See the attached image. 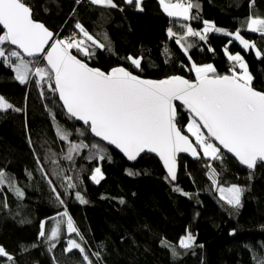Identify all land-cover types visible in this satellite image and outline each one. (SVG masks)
<instances>
[{"label": "trees", "instance_id": "16d2710c", "mask_svg": "<svg viewBox=\"0 0 264 264\" xmlns=\"http://www.w3.org/2000/svg\"><path fill=\"white\" fill-rule=\"evenodd\" d=\"M191 1L199 6L192 12L203 21L228 32L240 29L256 49L245 51L238 41L229 44L233 38L213 31L206 40L188 48L186 55L175 43V38L184 35L185 24L166 16L159 0H142L140 8L125 0H114L115 8L93 5L90 0H24L33 10L34 19L51 29L56 39L77 34L75 24L79 22L104 43L103 49H92L91 57L73 50L104 71L125 66L145 78L181 75L195 80L191 70L195 63L211 64L217 74L227 75L232 68L224 52L227 47L230 54L243 55L253 74V87L264 92V55H255L257 49L264 54V35L249 32L246 27L249 18H264V0ZM169 29L175 38L169 37ZM167 44L173 52L170 61L165 55ZM129 56L141 58L139 69L130 63ZM36 79L20 84L13 70L0 60V94L14 109H20L0 111V171L6 175L5 183L9 182L0 185V246L13 257L11 261L0 257V264H87L79 250L65 251L69 239L81 244L92 264H259L264 260V163H258L253 171L224 152L223 162L182 157L178 179L173 182L170 177L166 179L167 173L153 155L130 164L95 139L87 127L67 115L58 95L48 91L46 85L41 97ZM178 109V126L191 135L186 128L190 114L180 106ZM56 124L71 132V142L82 140L89 145L79 155L73 154L74 162L63 158L68 142L57 137ZM93 143L105 149L103 160L87 159L90 151H95L91 149ZM209 163L218 174V186L244 189L238 208L220 200L209 179ZM97 166L104 174L99 183L90 179ZM65 176H72L77 184L67 193ZM49 179L63 205L56 201ZM16 188L23 191V198L17 196ZM76 191L87 203L75 199ZM65 208L79 235L68 234L66 224H62L59 239L49 241L47 236L55 226L50 218ZM42 221H47L45 237H39ZM188 233L195 237L194 243L189 248L181 247L180 239ZM51 244L56 246L49 251Z\"/></svg>", "mask_w": 264, "mask_h": 264}, {"label": "snow or ice", "instance_id": "6c2138e0", "mask_svg": "<svg viewBox=\"0 0 264 264\" xmlns=\"http://www.w3.org/2000/svg\"><path fill=\"white\" fill-rule=\"evenodd\" d=\"M90 2L93 5L117 7L114 0ZM125 2H135L137 8H140L141 0ZM159 3L168 16L184 21L194 19L191 10L199 7L190 0H159ZM203 23L204 27L200 31L190 25H182L186 29L184 35L175 38L172 29L168 30V35L175 38V43L186 55L188 48L192 47L191 44L185 47L187 37H198L204 41L207 34L213 31L232 37L228 43L238 41L245 51L256 49L255 43H250L241 35L240 29L233 33L209 21ZM246 27L248 31L264 35V19L249 18ZM75 28L79 30L77 34L67 39H56L43 23L33 19L32 10L24 0H0V59L13 70L20 84H26L32 77H36L35 84L42 98L46 85L48 91L58 95L62 108L70 118L82 121L94 137L114 145L128 160H136L142 153H155L167 170L166 179H176L177 154L181 152H190L196 159H200L202 153L206 160L223 162V149L248 169H253L257 161L264 162V92L252 87L253 77L241 54H230L225 47L227 59L233 62L230 74L227 75L217 74L211 64L198 66L193 63L191 70L195 73V80L190 81L181 76L162 80L143 79L124 67H115L108 72L90 67L73 53V49L83 57H91L94 55L93 48L103 49L105 44L90 34L81 23L77 22ZM5 45L15 47L6 49ZM255 55L261 58L264 54L257 49ZM127 59L135 68L141 67V58L129 56ZM41 61L43 66H40ZM177 102L190 113L186 128L195 137V144L177 126ZM9 109L20 111L0 96V111ZM52 119H56L54 114ZM201 129L206 130V134ZM55 131L60 140L68 142L64 159L74 162V153L79 155L82 150L89 148L82 140L79 143L71 142V132L59 124L55 125ZM79 134L84 135L82 131ZM91 149L95 151H90L87 159L105 158V149L101 145L93 143ZM207 167L209 179L219 192L220 200L238 208L244 189L238 185L227 188L218 186L216 169L211 163ZM40 170L44 172L43 168ZM132 174L129 172V175ZM63 179L67 182L66 193L68 189H76L77 184L73 182L72 176ZM90 179L95 183L103 179L99 166L93 170ZM5 181L6 175L0 171V185ZM48 184L55 193L56 201L63 205L64 200L52 180L49 179ZM15 191L18 197L23 198V191L19 188ZM175 191L180 192L181 189L176 188ZM75 199L81 204L87 203L79 191L75 192ZM50 219L55 220V226L47 236L49 241L59 239L62 224H66L68 234L79 235L67 208ZM46 223L41 222L39 237H45ZM194 240L195 237L188 233L179 243L181 247L189 248ZM55 246L51 244L49 251ZM73 249L79 250L87 264H92L81 244L69 239L65 251L71 252ZM0 257H7L9 261L13 259L2 246ZM259 264H264V260H259Z\"/></svg>", "mask_w": 264, "mask_h": 264}, {"label": "water", "instance_id": "95a60500", "mask_svg": "<svg viewBox=\"0 0 264 264\" xmlns=\"http://www.w3.org/2000/svg\"><path fill=\"white\" fill-rule=\"evenodd\" d=\"M31 8V7H30ZM32 10V9H31ZM32 16H33V19H34V12H33V10H32ZM34 20H36V19H34ZM36 21H38V20H36ZM38 22H40V23H43L42 21H38ZM44 24V23H43ZM45 25V24H44ZM45 27L46 28H48L46 25H45ZM49 29V28H48ZM49 31H51L53 34H54V38H56V35H55V33L51 30V29H49ZM71 36V35H70ZM69 36V37H70ZM12 46V45H11ZM13 48L15 47V46H12ZM74 50V49H73ZM75 54V53H74ZM80 58V57H79ZM26 59H28L27 57H26ZM80 59H82V58H80ZM85 62H87L88 64H89V66L90 67H93V68H99V67H96V66H92L88 61H85ZM119 67H124V68H126L125 66H119ZM115 68V67H114ZM101 71H104V70H102L101 68H99ZM127 69V68H126ZM127 70H129V69H127ZM130 71V70H129ZM104 72H108V71H104ZM134 73V72H133ZM134 74H136V73H134ZM136 75H138V74H136ZM138 76H140V75H138ZM175 76H181V75H175ZM141 78H143V79H150V78H145V77H143V76H140ZM181 77H184V76H181ZM185 79H188V78H186V77H184ZM165 79V78H164ZM150 80H157V79H150ZM158 80H162V79H158ZM188 80H190V79H188ZM191 81V80H190ZM252 87H253V85H252ZM254 88V87H253ZM255 89V88H254ZM256 90V89H255ZM258 91V90H257ZM62 103V102H61ZM177 106L179 107V102H177ZM183 108V107H182ZM184 109V108H183ZM190 114V113H189ZM178 117H179V109H178V115H177V121H178ZM77 121V120H76ZM77 123L79 124V125H81V126H84V127H87V126H85L84 124H83V122L82 121H77ZM177 126H178V124H177ZM179 127V126H178ZM180 128V127H179ZM182 131V130H181ZM203 131L205 132V134H206V130H204L203 129ZM184 135H188V134H185L184 132H182ZM93 136V135H92ZM189 136V139H190V141L193 143V144H195V142H194V137L193 136H191V135H188ZM94 137V136H93ZM95 139H97V140H99L100 142H102V143H104V144H106L107 146H109V147H111L112 149H114V150H116L128 163H130V164H133V163H136V162H138L139 161V159H141L143 156H145V155H147V154H149V155H153L154 157H156L157 159H159V157L155 154V153H142L139 157H137V159L136 160H128V158L119 150V149H117V148H115V146L114 145H109V144H107V142H104V141H102V140H100L99 138H97V137H94ZM198 151H199V149H197ZM222 151L225 153V154H227V155H229V156H231V157H233L230 153H227V151L226 150H223L222 149ZM182 157H188L189 159H191V160H199V159H196V158H194L192 155H191V153L190 152H188V153H184V152H181V153H178L177 154V161H176V179L175 180H172L173 182H176L177 181V179H178V174H179V169H180V159L182 158ZM203 157V155H202V153H201V158ZM200 158V159H201ZM234 158V157H233ZM235 159V158H234ZM236 160V159H235ZM159 161L161 162V164H162V166H163V162L159 159ZM237 161V160H236ZM238 162V161H237ZM239 163V162H238ZM258 163H264V162H260V161H257V163H256V166L253 168V169H248L246 166H243V165H241L242 167H244V168H246V169H248V170H255L256 169V167H257V165H258ZM163 168H164V166H163ZM164 170H165V172L167 173V170L164 168ZM171 179V178H170Z\"/></svg>", "mask_w": 264, "mask_h": 264}, {"label": "rangeland", "instance_id": "374dc122", "mask_svg": "<svg viewBox=\"0 0 264 264\" xmlns=\"http://www.w3.org/2000/svg\"><path fill=\"white\" fill-rule=\"evenodd\" d=\"M173 2H175V0H173ZM163 9V8H162ZM165 12V11H164ZM167 15V14H166ZM168 16V15H167ZM170 17V16H168ZM172 19H177L176 17H171ZM260 19H263V18H260ZM194 30H197V31H200L201 29L200 28H194L193 26H191ZM226 31V30H225ZM228 32V31H227ZM234 33V32H233ZM260 34V33H259ZM242 36H244L242 33H241ZM261 35V34H260ZM79 38V37H77ZM232 38V37H231ZM200 39L198 37H187L186 38V41L184 42L185 43V47L188 45V44H191L192 46L196 45L198 43ZM249 41V40H248ZM250 43H252L251 41H249ZM6 49H11V48H6ZM241 54V53H239ZM165 55H166V58L168 61H170L172 58H173V52L171 51L170 47H169V44L166 45L165 47ZM242 55V54H241ZM243 56V55H242ZM14 59V58H13ZM1 60V59H0ZM245 60V58H244ZM245 62L247 63V61L245 60ZM248 65V63H247ZM248 72L251 74V76L253 77V74L252 72L250 71L249 69V65H248ZM253 80L254 78L252 79V83H253ZM0 96H2L0 94ZM6 99V98H5ZM7 100V99H6ZM8 101V100H7ZM9 103H11L10 101H8ZM12 104V103H11ZM13 105V104H12ZM14 107V106H13ZM191 134V133H190ZM194 137V136H193ZM195 138V137H194ZM9 182L7 183H4V184H8ZM225 188H227L228 186H223ZM194 243V242H193Z\"/></svg>", "mask_w": 264, "mask_h": 264}, {"label": "crops", "instance_id": "0c3cea01", "mask_svg": "<svg viewBox=\"0 0 264 264\" xmlns=\"http://www.w3.org/2000/svg\"><path fill=\"white\" fill-rule=\"evenodd\" d=\"M142 1V0H141ZM190 2L192 3V1L190 0ZM161 6V5H160ZM161 11L166 15V13L164 12V10L162 9V7H161ZM191 15L192 16H194L195 18L194 19H190V20H187V21H184V20H182V19H178L177 18V20H181L185 25H190V26H193L195 29L196 28H202V27H204V25H201V23L202 22H204L203 20H202V18L200 17V16H198L197 14H194L193 12H192V10H191ZM167 16V15H166ZM170 19H172L171 17H169ZM211 23V22H210ZM202 24H204V23H202ZM213 24V23H212ZM215 25V24H214ZM216 26V25H215ZM216 27H218V26H216ZM222 29V28H221ZM224 30V29H223ZM249 32H251V31H249ZM254 33V32H253ZM255 33H257V34H259L258 32H255ZM260 35V34H259Z\"/></svg>", "mask_w": 264, "mask_h": 264}, {"label": "bare ground", "instance_id": "6f19581e", "mask_svg": "<svg viewBox=\"0 0 264 264\" xmlns=\"http://www.w3.org/2000/svg\"><path fill=\"white\" fill-rule=\"evenodd\" d=\"M264 19V18H263ZM103 176H104V174H103Z\"/></svg>", "mask_w": 264, "mask_h": 264}, {"label": "built area", "instance_id": "2783aa9c", "mask_svg": "<svg viewBox=\"0 0 264 264\" xmlns=\"http://www.w3.org/2000/svg\"><path fill=\"white\" fill-rule=\"evenodd\" d=\"M72 36V35H71Z\"/></svg>", "mask_w": 264, "mask_h": 264}]
</instances>
